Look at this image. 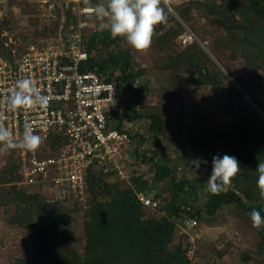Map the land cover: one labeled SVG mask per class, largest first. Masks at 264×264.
<instances>
[{"label":"trees","instance_id":"obj_1","mask_svg":"<svg viewBox=\"0 0 264 264\" xmlns=\"http://www.w3.org/2000/svg\"><path fill=\"white\" fill-rule=\"evenodd\" d=\"M16 1L9 0L6 20L1 28L11 27L9 16ZM106 2L88 0L85 3L81 0L82 4L93 6ZM174 9L184 20L192 19L193 11L206 19H213L223 30L219 43L229 48L231 57H242L249 70L264 71V0H187ZM47 12L50 23L62 19L58 31L52 32L46 21L43 30L25 34L24 43L41 45L65 38L72 31L76 14L71 5L55 3L53 8H47ZM95 16V13L91 14L90 20ZM171 18V25L161 24L155 29L157 44L162 50L171 47L175 39L178 41L183 30L182 24L175 17ZM90 27L84 31V45L89 56L79 68L81 71L94 70L114 84L118 108L111 117V125L126 130L130 140L137 137L139 143L144 139L163 137L165 123L157 113L146 116L145 135L133 134L123 127L124 120L142 117L137 105L146 88L140 80L143 69L134 66L130 49L121 45L122 37L113 39L108 27L94 28L88 33ZM5 38L0 36V53L13 61L22 51L15 48V55H12L14 44L5 45ZM104 49L107 55L101 56L99 53ZM202 55V50L193 41L175 52L163 66L168 70L184 69V76L193 83L212 85L234 110L236 117L231 123L213 127L199 125L187 137L192 157L201 161L200 167L209 177L214 156L227 154L238 159L241 171L228 190L219 195L204 192L202 208H195L192 201L181 204L179 199L187 198L188 189L195 191L194 178L179 176L174 166L157 159L156 148L149 157H141L148 163L147 171L151 176L130 170L128 180H123L130 184L122 185L113 178L119 174L111 163H96L88 169L84 200L66 203L50 199L39 185L23 184L19 163L13 160L0 171V189L5 193V197L0 196V205L13 204L15 212L11 221L23 226L32 224L35 239L30 255L19 257L12 264H193L184 242L174 241L177 221L182 223L188 216L198 221L203 213L213 215L222 206L230 204L248 214L253 209L260 210L264 216L256 185L258 164L264 162V105L255 100L262 114L248 102L237 85L224 83L222 70L215 63L211 61L208 66L200 61ZM223 66L228 68L225 64ZM237 82L244 88L240 80ZM64 141L61 130L52 131L45 140L49 149L44 154L54 153ZM165 180L172 194L161 203L157 187ZM136 191L158 199V208L163 214H152L150 208L137 198ZM73 208L83 210L82 251L75 247V238L68 228L70 219L66 213ZM257 233L256 250L262 256L264 226L257 229Z\"/></svg>","mask_w":264,"mask_h":264},{"label":"rangeland","instance_id":"obj_2","mask_svg":"<svg viewBox=\"0 0 264 264\" xmlns=\"http://www.w3.org/2000/svg\"><path fill=\"white\" fill-rule=\"evenodd\" d=\"M184 1L187 0H173V11L168 14L167 23L163 26L171 25V17H175L183 26L182 32L184 26L191 29L195 42L203 52L200 61L208 66L211 61L215 63L222 70L224 83L237 85L248 102L263 114L255 100L264 105V71L249 70L245 67L242 57H231L229 48L219 43L223 30L213 19L199 16L196 11H193V18L190 20L180 18L174 7ZM48 15L47 6L41 0H17L9 16L8 23L11 27L5 28L4 37L11 38L13 47L23 52L29 46L23 42V36L30 31L43 30L46 21L49 22L52 32L58 31L62 19L58 18L50 23ZM90 16L91 14L87 15L91 26L88 33L94 28L101 29V25L107 23L97 16L90 20ZM157 34L155 33L150 48L145 52L134 50L123 37L121 38V45L130 49L134 66L143 69L140 80L141 84L146 86L137 105L142 117L124 120L123 127L131 130L133 134L140 132L145 135L148 126L146 116L157 113L165 123V133L163 137L144 139L141 143L137 137L132 138L122 148L117 163L126 174L131 170L149 177L151 173L147 171L148 163L141 157H149L157 148V159L174 166L179 176L194 178L195 191L190 192L188 189L187 198H180L179 202L183 204L192 201L195 208H202L205 200L203 193L208 191L206 182L210 177L202 167L193 165L192 162L196 159L188 148L187 137L199 125H225L231 123L236 115L226 104L219 90L214 89L212 85L193 83L189 77L184 76V69L164 68L166 60L182 50L184 45L175 39L171 47L162 50L157 44ZM99 54L106 56L107 50L104 49ZM237 80L243 83L244 88ZM15 159L14 149L0 152V171ZM113 178L122 185L130 184L123 181L128 180V177ZM157 190L161 203L171 197L172 190L167 180L160 182ZM4 195L0 189V196ZM149 211L154 215L163 214L159 208ZM14 212L13 204L0 205V264H12L17 258L30 255V247L35 239L32 224L23 226L11 221ZM66 214L70 219L69 232L75 238L74 245L82 251L83 210L73 208L67 210ZM257 240V229L252 227L250 214L235 204L222 206L213 215L203 213L192 229L183 227L181 221H177L174 233V241H183L187 246V253L193 264H264V255L257 254Z\"/></svg>","mask_w":264,"mask_h":264},{"label":"built area","instance_id":"obj_3","mask_svg":"<svg viewBox=\"0 0 264 264\" xmlns=\"http://www.w3.org/2000/svg\"><path fill=\"white\" fill-rule=\"evenodd\" d=\"M47 8L55 3L71 5L76 14L72 31L65 38L47 41L41 45L29 44L13 61L0 53V122L11 129L19 141L25 127L42 138L35 151L15 148L16 161L23 174V184L39 185L53 200L66 203L83 201L86 176L94 164L111 163L121 177H128L117 163L118 156L130 141L129 133L111 125V117L118 108L115 86L94 70H80L88 59L84 45V31L90 26L87 15L93 14V5L81 0H41ZM9 0H0V28L6 20ZM6 35L1 28L0 36ZM181 45L195 41L191 29L184 26L178 37ZM5 45L12 43L5 38ZM11 54L15 55V48ZM28 78L35 82L41 94L49 98L45 108L9 111L6 100L17 80ZM61 130L65 141L52 154L45 144L48 135ZM137 198L152 210H157L159 200L141 191ZM183 227L197 225L195 217H186Z\"/></svg>","mask_w":264,"mask_h":264},{"label":"clouds","instance_id":"obj_4","mask_svg":"<svg viewBox=\"0 0 264 264\" xmlns=\"http://www.w3.org/2000/svg\"><path fill=\"white\" fill-rule=\"evenodd\" d=\"M172 2L173 0H107L106 4H96L93 11L99 19L107 21L101 27H108L113 39L123 37L134 50L145 52L152 44L156 27L167 23L168 14L173 11ZM48 103L49 98L42 95L35 82L28 78L17 80L6 100L9 111L45 108ZM41 143L42 138L34 134L30 126L25 127L22 138L17 141L13 138L11 129L0 122V152L15 148L35 151ZM192 163L199 168L201 161L195 160ZM240 171V163L235 156H214L212 172L206 182L207 190L212 195L226 192ZM256 172L260 206L264 207V162L258 164ZM250 219L253 228L260 229L264 226V216L260 210L253 209Z\"/></svg>","mask_w":264,"mask_h":264}]
</instances>
